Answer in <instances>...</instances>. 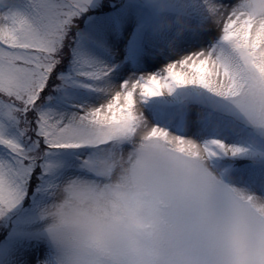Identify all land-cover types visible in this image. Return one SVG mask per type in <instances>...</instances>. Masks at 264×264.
<instances>
[{"label": "snow or ice", "instance_id": "obj_1", "mask_svg": "<svg viewBox=\"0 0 264 264\" xmlns=\"http://www.w3.org/2000/svg\"><path fill=\"white\" fill-rule=\"evenodd\" d=\"M129 166L264 198V0H0V264H145Z\"/></svg>", "mask_w": 264, "mask_h": 264}, {"label": "clouds", "instance_id": "obj_2", "mask_svg": "<svg viewBox=\"0 0 264 264\" xmlns=\"http://www.w3.org/2000/svg\"><path fill=\"white\" fill-rule=\"evenodd\" d=\"M112 184L135 209L139 226L132 242L143 250L145 264H236L237 249L264 234V198L254 194L238 203L195 183L177 182L157 204L141 197L131 166ZM249 209L260 218L250 219Z\"/></svg>", "mask_w": 264, "mask_h": 264}]
</instances>
